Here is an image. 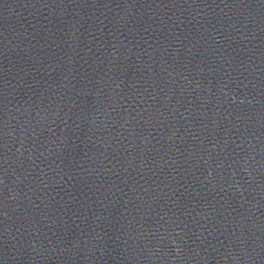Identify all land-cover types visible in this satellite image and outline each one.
<instances>
[{"label": "water", "instance_id": "obj_1", "mask_svg": "<svg viewBox=\"0 0 264 264\" xmlns=\"http://www.w3.org/2000/svg\"><path fill=\"white\" fill-rule=\"evenodd\" d=\"M0 264H264V0H0Z\"/></svg>", "mask_w": 264, "mask_h": 264}]
</instances>
